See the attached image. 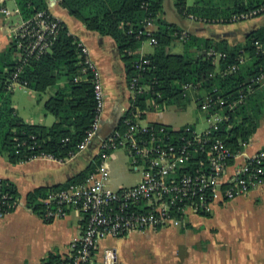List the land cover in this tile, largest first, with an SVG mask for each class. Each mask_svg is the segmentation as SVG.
Masks as SVG:
<instances>
[{"label":"trees","instance_id":"trees-1","mask_svg":"<svg viewBox=\"0 0 264 264\" xmlns=\"http://www.w3.org/2000/svg\"><path fill=\"white\" fill-rule=\"evenodd\" d=\"M58 1L89 31L112 37L127 64V79L131 81L141 75L140 85L149 88L148 91L137 93L136 98L131 101L130 109L117 128L120 131L125 130L124 121L132 113L140 111L143 118L145 112L150 110L149 104L153 100L162 106L182 108L196 101L198 110L202 99L207 97H221L232 102L235 94L251 78L264 73V26L252 32L244 44L230 47L225 41L216 42L194 35L181 41L183 30L162 17L164 0ZM15 2L22 20L32 19L38 12L48 11L47 0ZM175 5L184 16L192 14L201 18L220 19L264 9V0H197L192 7H187L185 0H175ZM262 15L264 10L259 14ZM147 18L155 22L154 34L158 44L154 45L153 53L144 58L151 64L139 72L135 67V62L140 58L137 51L145 40L130 35L128 31L131 28H141ZM175 42L183 43V53H172L171 48ZM256 42L260 43L261 49ZM79 44L80 40L61 22V33L52 51L38 60H30L19 75V81L26 82L28 89L37 94L39 101L49 92L52 93L44 105L46 115H52L56 119L51 126L28 124L16 114L12 103L13 93L8 90L17 67L14 43L0 55V136L3 138L2 151L12 164L30 161L41 153L66 162L78 151L79 145L90 131L97 115L96 101L92 73L83 66L84 59ZM210 50L226 54V58L218 63L219 68L209 55ZM241 58L245 62L239 70L226 73ZM77 78L80 80L76 81ZM193 93L197 95L196 100L192 99ZM258 94L250 96L236 110L227 112L230 120L225 121L214 133L217 139L235 153L243 150L259 126L260 116L264 113V94H259V97ZM98 162L97 157L88 169L64 186L39 188L29 193L26 198L27 206L35 213L43 214L45 204L42 199L49 192L71 184H83ZM4 192L13 197L10 202L19 200V194L13 185L5 187ZM59 259L60 257L53 255L42 264H53Z\"/></svg>","mask_w":264,"mask_h":264},{"label":"built area","instance_id":"built-area-1","mask_svg":"<svg viewBox=\"0 0 264 264\" xmlns=\"http://www.w3.org/2000/svg\"><path fill=\"white\" fill-rule=\"evenodd\" d=\"M263 10L236 14L230 21L238 23L250 20L259 16ZM1 12L5 17L13 14L6 7H1ZM15 14L19 16V21L12 29L17 67L8 86L9 91L28 89L26 82L19 81L20 73L30 60H38L49 54L61 33V21L49 11L38 12L29 20L20 18L19 9ZM155 30V22L147 18L141 28H131L128 33L154 46L158 44ZM188 36L189 33L183 30L181 41H185ZM256 45L261 49L259 42ZM79 47L84 59L83 66L92 73L97 115L86 138L71 158L87 150L97 137L106 102L104 87L89 57L88 48L81 43ZM137 53L140 58L135 62V67L141 72L151 63L144 59L145 56L139 50ZM209 55L216 65L226 58V54L219 51L210 50ZM244 62L241 58L226 73H235ZM141 79L139 75L129 82L132 100L137 93L149 89L140 85ZM263 88L264 73H260L240 88L232 102L221 97L202 99L199 111L209 123V128L203 132H197L195 125L178 129L166 125H145L142 113L138 111L125 119L124 131L116 129L102 138L98 146L99 162L86 181L51 191L42 199L45 204L42 217L47 221L67 217L72 209L79 210L84 219L81 237L72 241L69 253L53 264H114V256L107 253L102 263L97 261L96 250L100 241L168 226L181 227L186 225L191 214L210 215L215 206L246 197L262 187L264 148L247 157L244 164L235 167V161L243 150L233 152L214 133L225 121L230 120L227 112L236 110ZM118 149L126 151L132 166L141 171L142 179L134 187L113 190L108 183L110 169L107 160L110 153ZM39 158L56 160L44 153L31 160ZM9 185L7 181L0 180V218L9 214L17 205L18 200L10 202L13 197L4 192V188Z\"/></svg>","mask_w":264,"mask_h":264},{"label":"crops","instance_id":"crops-1","mask_svg":"<svg viewBox=\"0 0 264 264\" xmlns=\"http://www.w3.org/2000/svg\"><path fill=\"white\" fill-rule=\"evenodd\" d=\"M196 1L189 5L185 0L187 7L194 6ZM47 2L48 11L64 23L69 32L88 48L89 57L96 66L104 87L105 109L97 137L90 147L66 162L39 158L12 164L2 151L3 138L0 136V180L9 182L19 194L15 209L0 218V264H42L53 255L64 257L69 253L71 242L80 238L84 229L82 213L72 209L68 212L67 217L47 221L42 217V214L35 213L27 206L26 198L29 193L39 188L64 186L88 169L99 157L98 146L101 139L118 128L130 109L133 98L129 90L130 81L127 79V64L121 57L116 41L110 36L89 31L81 21L71 16L58 0H47ZM9 6L14 9H9ZM1 7H6L13 14L10 17H5L1 12ZM17 10L15 0H0V55L13 44L12 29L19 21V16L15 14ZM170 15L176 18L172 20ZM162 17L191 36L212 39L216 42L225 41L230 47L244 44L252 32L264 26V15L252 19V21L250 19V21L239 23L231 22V18L208 19L192 14L184 16L177 10L175 0H164ZM153 51L154 46L146 41L143 42L139 50L140 54L144 56L153 53ZM171 51L174 54L183 53V43L175 42ZM217 67L219 68V65ZM16 89L12 91L13 94ZM257 92L263 95L264 88L255 93ZM51 94V92L48 93V99ZM191 96L193 100H196L195 93ZM48 99H43V101ZM192 104H195L198 110L196 101L188 104L185 108L162 106L152 101L149 104L150 110L145 112L143 117V124L166 125L174 129L194 125L186 124L173 127L164 123L162 119L168 108L185 111ZM13 107L16 114L28 124L51 126L56 122L55 118L49 119L48 117H40L38 120H34L32 117L26 119L19 113L18 106L15 107L13 104ZM150 113H154L156 118L149 117ZM201 114L206 120V116ZM48 120L50 124H47ZM0 135L2 134L0 133ZM263 148L264 113L260 116L257 130L245 144L242 155L236 159L235 167L244 164L247 157ZM119 150L121 149L110 153L107 160L110 166L118 158L117 151ZM124 154L126 159L128 158L130 172L136 173L138 178L131 183L127 173L118 171L114 175L112 169L108 183L113 190L134 187L142 179L141 171H137L132 166L126 151ZM127 183H131V185L125 186ZM228 210L230 212H227ZM214 216L216 217V228L210 229L209 233L205 232V235L196 231L195 234L188 237L190 241L184 252L178 248L148 245L149 238L161 234L165 230L174 229L180 234L181 231L193 228L194 224H201V221L197 222L198 218L213 219ZM223 223L224 225H222ZM116 242H126L132 246L128 249L124 247L123 251H120L115 248ZM106 248L114 250V264H264V185L247 197L215 206L210 215H189L184 226H168L158 230L131 233L125 237L104 239L100 241L96 250V258L100 263L106 259Z\"/></svg>","mask_w":264,"mask_h":264},{"label":"rangeland","instance_id":"rangeland-1","mask_svg":"<svg viewBox=\"0 0 264 264\" xmlns=\"http://www.w3.org/2000/svg\"><path fill=\"white\" fill-rule=\"evenodd\" d=\"M196 0H186V2L191 5ZM12 6H9V9ZM170 18L174 20L176 18L175 16H171ZM257 17H254V19H257ZM15 20V18H13ZM250 21V20H249ZM252 21V19H251ZM239 23V22H238ZM23 88H17L14 91L13 94V104L14 106H18L19 113L22 116H25L24 118L28 119V117L34 118V120H38L40 117H48L49 119L54 118L52 115H46L44 110L45 102L43 99H48V94H46L41 101H39V98L37 97V94L29 89L22 90ZM149 117H153L154 119L156 116L154 113H150L148 115ZM163 122L167 123L169 125H172L173 127H180L186 124H194L196 127L197 132H203L209 128L208 121L205 120V118L202 116L201 112H199L196 109V105L192 104L188 106V109L185 111H178L174 108H168L165 110L163 115ZM47 124H50V121H47ZM118 158L113 161L112 167L109 165V169L113 174L117 173L118 171L122 173H127L129 176V181L132 183L137 180L138 176L136 173L130 172V164L126 159V156L124 154L123 150L117 151ZM129 164V165H128ZM131 183H127V185H131ZM247 197V196H246ZM240 199V198H239ZM229 205V204H228ZM227 212H230L228 210ZM201 221V224H194L193 228L186 229L184 231H181L182 233L179 234L178 231L172 229V230H165L161 234H157L154 237L149 238L148 245H154L159 247H166V248H178L182 252H184L185 247H187L188 242L190 241L188 237L192 236L193 234L197 232H202L201 235H205V232H210V229L216 228V217L214 218H206L201 217L197 219V222ZM225 223V221H224ZM224 223L222 225H224ZM221 225V226H222ZM223 229V226H222ZM221 229V230H222ZM161 235V236H160ZM221 236V234H220ZM115 248H117L120 251H123L122 248L126 247V249L131 248L132 245H128L126 242H116ZM125 245V246H123ZM105 253L114 256V250L111 248H106Z\"/></svg>","mask_w":264,"mask_h":264}]
</instances>
